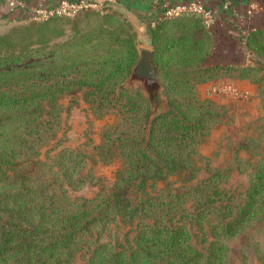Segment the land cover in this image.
I'll return each mask as SVG.
<instances>
[{
	"label": "trees",
	"instance_id": "obj_1",
	"mask_svg": "<svg viewBox=\"0 0 264 264\" xmlns=\"http://www.w3.org/2000/svg\"><path fill=\"white\" fill-rule=\"evenodd\" d=\"M84 12L82 27L74 22L66 29L65 18L72 16L58 15L28 19L0 33V264H66L87 231L117 214L141 217L134 245L97 243L88 264H227L228 239L264 218V162L251 173L234 213L211 223L205 251L192 242L184 220L172 219L192 198L202 210L215 208L221 171L161 189L156 180L190 167L220 119L215 101L198 95V83L248 78L259 85L264 107V26L242 36L258 64L230 65L210 62L214 36L200 13L150 23L152 61L168 100L165 111L150 116L144 94L123 85L138 57L131 23L119 11ZM81 87L89 89L92 107L114 114L104 141L121 166L111 188L63 204L46 180L21 171L18 158L31 155L55 119L43 118L55 111L45 110L43 102ZM54 162L69 183L85 180L79 152L63 147Z\"/></svg>",
	"mask_w": 264,
	"mask_h": 264
},
{
	"label": "rangeland",
	"instance_id": "obj_2",
	"mask_svg": "<svg viewBox=\"0 0 264 264\" xmlns=\"http://www.w3.org/2000/svg\"><path fill=\"white\" fill-rule=\"evenodd\" d=\"M85 13L65 18L63 26L69 29L70 24L77 22L82 27ZM9 28H0V33ZM253 83L257 85L255 94L245 96L226 93L223 89L201 94L196 87L201 98L215 101L220 119L198 145V155L190 167L162 175L156 180V188L161 189L195 183L211 170L221 171L218 185L221 195L214 203L215 208L202 210L196 207L197 201L192 198L186 200V208L177 212L180 214H175L172 219L184 220L192 242L204 251L212 238L211 223L224 218V213H234L235 205L243 200L251 173L264 162V107L259 85ZM88 90L87 87L65 90L56 94L51 104L44 101L45 110L54 108L55 111L52 114L44 112L43 118L55 115V119L37 139L31 155L18 158L21 171L46 180L54 197L63 204H75L111 188L116 171L121 166L120 158L107 149L104 141V134L114 121V114L92 107ZM63 147L72 148L82 156L80 174L85 180L78 185L69 183L54 162ZM198 210L201 211L200 222L196 216ZM140 221V216L117 214L107 222L95 225L73 247L66 264H88L93 247L100 242H109L118 249H129L134 245V235ZM228 245L227 264H264V218L229 238Z\"/></svg>",
	"mask_w": 264,
	"mask_h": 264
},
{
	"label": "crops",
	"instance_id": "obj_3",
	"mask_svg": "<svg viewBox=\"0 0 264 264\" xmlns=\"http://www.w3.org/2000/svg\"><path fill=\"white\" fill-rule=\"evenodd\" d=\"M58 0H0V28L23 23L29 19L31 8ZM193 0H117L109 9L119 11L131 23L140 47L151 48L148 26L162 17L163 8L176 2ZM202 2L211 11V28L214 46L210 62L230 65H252L253 54L245 46L242 36L264 26V0H194ZM255 58V57H254ZM201 94H211L227 88L242 95L255 94L257 85L248 78L222 77L197 84ZM230 89V90H229ZM204 92H203V91ZM232 94V93H231ZM239 96V95H238Z\"/></svg>",
	"mask_w": 264,
	"mask_h": 264
},
{
	"label": "built area",
	"instance_id": "obj_4",
	"mask_svg": "<svg viewBox=\"0 0 264 264\" xmlns=\"http://www.w3.org/2000/svg\"><path fill=\"white\" fill-rule=\"evenodd\" d=\"M116 2L117 0H58L49 5L31 8L29 19L43 20L58 15L75 16L88 10L104 12L109 10ZM182 12H198L202 15L204 23L207 26L210 25V9L202 2L194 0L188 2H176L164 7L162 17H174ZM222 89L228 90L225 87ZM230 91L234 95H240V93L235 90L231 89Z\"/></svg>",
	"mask_w": 264,
	"mask_h": 264
},
{
	"label": "water",
	"instance_id": "obj_5",
	"mask_svg": "<svg viewBox=\"0 0 264 264\" xmlns=\"http://www.w3.org/2000/svg\"><path fill=\"white\" fill-rule=\"evenodd\" d=\"M250 64H258L257 60L250 56ZM124 86L136 87L148 99L150 116L156 115L168 108V100L164 94V87L158 77V69L152 61V49L140 47L138 57L133 64Z\"/></svg>",
	"mask_w": 264,
	"mask_h": 264
}]
</instances>
